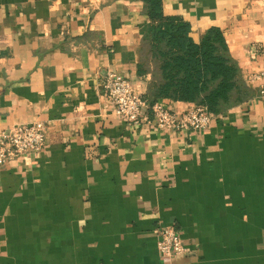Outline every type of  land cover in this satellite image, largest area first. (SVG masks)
Returning a JSON list of instances; mask_svg holds the SVG:
<instances>
[{
  "label": "crops",
  "instance_id": "0c3cea01",
  "mask_svg": "<svg viewBox=\"0 0 264 264\" xmlns=\"http://www.w3.org/2000/svg\"><path fill=\"white\" fill-rule=\"evenodd\" d=\"M163 9L197 42L222 29L248 88L206 130L131 127L103 88L113 70L148 92L144 0H0V132L47 127L42 151L0 165V264H264V98L251 79L263 66L264 0ZM162 226L189 251L162 257Z\"/></svg>",
  "mask_w": 264,
  "mask_h": 264
},
{
  "label": "trees",
  "instance_id": "16d2710c",
  "mask_svg": "<svg viewBox=\"0 0 264 264\" xmlns=\"http://www.w3.org/2000/svg\"><path fill=\"white\" fill-rule=\"evenodd\" d=\"M144 12L149 22L140 43V68L152 67L144 95L150 105L170 99L195 103L218 114L248 97L222 29L209 28L197 42L191 35V23L167 15L163 0H144Z\"/></svg>",
  "mask_w": 264,
  "mask_h": 264
},
{
  "label": "built area",
  "instance_id": "2783aa9c",
  "mask_svg": "<svg viewBox=\"0 0 264 264\" xmlns=\"http://www.w3.org/2000/svg\"><path fill=\"white\" fill-rule=\"evenodd\" d=\"M251 79L257 84L260 96L264 98V57L262 68L252 73ZM103 88L116 115L131 127L150 124L169 131H203L211 126L214 119V114L201 105L184 111L171 110L159 101L150 105L128 78L113 70L105 72ZM46 128L45 122L37 120L1 131L0 165L23 155L42 151L46 145ZM157 235V248L162 257H172L189 251L173 226H162Z\"/></svg>",
  "mask_w": 264,
  "mask_h": 264
}]
</instances>
